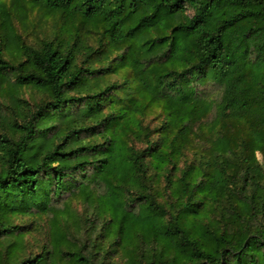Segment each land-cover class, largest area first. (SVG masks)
<instances>
[{"label":"trees","instance_id":"16d2710c","mask_svg":"<svg viewBox=\"0 0 264 264\" xmlns=\"http://www.w3.org/2000/svg\"><path fill=\"white\" fill-rule=\"evenodd\" d=\"M0 264H264V0H0Z\"/></svg>","mask_w":264,"mask_h":264},{"label":"rangeland","instance_id":"374dc122","mask_svg":"<svg viewBox=\"0 0 264 264\" xmlns=\"http://www.w3.org/2000/svg\"><path fill=\"white\" fill-rule=\"evenodd\" d=\"M35 16V15H33ZM32 16V17H33ZM31 17V19H33ZM15 26H16V29L18 32H21L23 34L24 37H26L27 40H29L30 42L33 40V38L39 34V32L44 28H28L27 30H25L23 28V26L19 23V22H15ZM46 27V26H45ZM28 95V94H26ZM29 95H30V92H29ZM258 158H260V154H257ZM73 205L75 208L77 209H80V204L77 202V201H73ZM47 219L46 217H43L42 219H39L37 221V228L38 230L32 232V235L28 236V241L30 244L33 243V246H31V252L33 253H36L39 249L38 247L44 242V233H45V230L47 229ZM34 240H36L37 242H34Z\"/></svg>","mask_w":264,"mask_h":264}]
</instances>
